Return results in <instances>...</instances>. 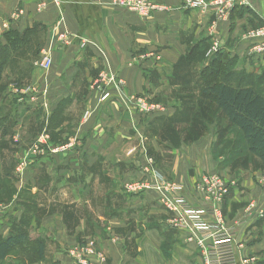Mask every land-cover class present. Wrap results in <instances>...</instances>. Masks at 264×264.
<instances>
[{"label":"crops","instance_id":"1","mask_svg":"<svg viewBox=\"0 0 264 264\" xmlns=\"http://www.w3.org/2000/svg\"><path fill=\"white\" fill-rule=\"evenodd\" d=\"M154 1L165 10L143 17L109 0H0V47L9 30L18 39L0 82V117L10 116L0 134V175L11 177L15 188L0 202V239L25 217L29 237L45 242L44 258L35 264H77L70 254L84 239L105 252L106 264L202 262L195 236L168 223L173 214L157 191L126 190L134 181L152 182L154 172L183 184L186 199L201 209L210 205L198 187L201 177H221L229 191L219 208L224 225L236 232L239 264H264V166L215 155L213 146L222 144L213 124L175 147L159 136L166 120L197 103L199 66L216 53L233 58L234 70L261 79L264 92V52L254 49L264 35H249L264 29V5L250 0L217 16L185 8L184 0ZM17 10L19 18H11ZM196 44L195 62L187 63ZM45 55L51 59L46 69L38 65ZM110 76L115 83L107 82ZM128 95H144L163 109L139 114ZM68 143L64 152L49 151ZM0 264L27 263L8 254Z\"/></svg>","mask_w":264,"mask_h":264},{"label":"trees","instance_id":"2","mask_svg":"<svg viewBox=\"0 0 264 264\" xmlns=\"http://www.w3.org/2000/svg\"><path fill=\"white\" fill-rule=\"evenodd\" d=\"M29 32V29L26 30L22 38L26 39ZM5 37L7 44L0 47V82L10 52L18 43L17 34L13 30L5 33ZM199 48L200 45L196 44L189 49L185 57L187 63L195 62ZM198 61L202 64L201 57ZM199 68L197 78L201 88L197 103L194 106L186 105L166 120L159 128L160 138L167 145L175 147L180 143L194 141L213 124L218 136L217 143L229 148L227 151L230 157L251 158L264 166V92L258 87L261 79L234 70V59L220 53H216L206 66ZM61 109L62 104L54 110L51 122L56 120ZM9 117L8 114L0 117L1 135L9 128L5 123ZM221 117L226 123H223ZM231 131L236 132L238 142L230 138ZM14 194L12 178L0 175V202L10 200ZM23 197L27 198L26 195ZM27 224L24 217L23 221L13 224L5 238L0 239V259L12 254L27 264L43 260L45 242L40 238L29 237Z\"/></svg>","mask_w":264,"mask_h":264},{"label":"built area","instance_id":"3","mask_svg":"<svg viewBox=\"0 0 264 264\" xmlns=\"http://www.w3.org/2000/svg\"><path fill=\"white\" fill-rule=\"evenodd\" d=\"M100 3L102 0H91ZM250 0H184V6L188 9L210 10L217 16L223 15L236 6L247 5ZM264 5V0H261ZM109 3L117 8L135 12L143 17H148L154 11L165 10L164 6L157 4L154 0H109ZM45 6L41 3L38 10ZM21 10L12 13L11 18L17 19ZM251 37H260L264 35V29L259 28L249 32ZM64 37L63 35L61 36ZM254 49L264 52V41L257 44ZM38 65L41 68H48L51 65L49 56H43ZM108 83H115V77L110 76ZM96 88H101L98 82ZM108 98V93L103 92L101 100ZM127 101L131 102L139 114H148L154 111L162 110L160 104L153 103L144 95H128ZM40 135L38 142L44 139ZM71 146L70 143L65 145L49 148L51 153L64 152ZM33 149H37L34 147ZM27 165L24 161L20 169ZM198 187L205 192L209 206L207 208H196L190 204L183 194V184L166 180L159 173L154 172L153 180L150 183L134 181L127 185L126 190L129 192H141L153 189L158 192V201L160 205L172 217L168 223L178 229L189 230L196 238L197 246L202 250V262H192L188 264H239L236 253V232L234 227H226L219 208L224 197L228 194L229 184L216 174H205L201 177ZM249 212H247L246 215ZM71 257L77 264H104L105 257L96 247L92 240H86L81 245H76L71 251Z\"/></svg>","mask_w":264,"mask_h":264},{"label":"rangeland","instance_id":"4","mask_svg":"<svg viewBox=\"0 0 264 264\" xmlns=\"http://www.w3.org/2000/svg\"><path fill=\"white\" fill-rule=\"evenodd\" d=\"M37 94V93H36ZM29 106V104H26L25 105V108H27ZM33 108V107H32ZM32 108L30 107V109H28V114H31V111H33V110H38V107H36L35 105H34V108H33V110H32ZM217 120H219V118L217 119ZM230 138H232L235 142H238V136H237V134H236V132L235 131H231L230 132ZM229 148L226 146V147H221L220 145H216V146H213V150H215L216 152H217V154H215V155H222V154H224V155H227L228 154V156L230 155L229 154V152L227 151ZM48 156V155H47ZM44 158H46L44 155H42L39 159H37L38 161H41V160H43ZM32 159H34V158H32ZM36 160V159H35ZM34 160V161H35ZM36 160V161H37ZM105 233L107 234V231H105ZM112 235V234H111ZM111 237V236H110ZM116 239V238H115ZM86 241V239H84L83 240V242H81V240H79L78 242H77V244L76 245H81V244H83L84 242ZM115 242H117V240H115ZM97 247V246H96ZM98 248V247H97ZM98 250H100L99 248H98ZM100 252L104 255V257H105V262H104V264H106V262H107V256H106V254H105V252L103 251V250H100ZM71 259H72V257H71ZM74 259V258H73ZM72 259V260H73ZM75 260V259H74ZM73 260V261H74ZM75 263H77L76 261H74Z\"/></svg>","mask_w":264,"mask_h":264}]
</instances>
